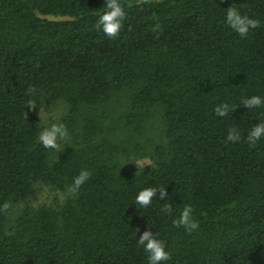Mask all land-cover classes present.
I'll use <instances>...</instances> for the list:
<instances>
[{
    "label": "trees",
    "instance_id": "1",
    "mask_svg": "<svg viewBox=\"0 0 264 264\" xmlns=\"http://www.w3.org/2000/svg\"><path fill=\"white\" fill-rule=\"evenodd\" d=\"M139 1L120 0L110 38L96 26L104 0H0V264H147L146 229L170 252L163 264H264V137L244 139L264 104H240L264 97V0ZM232 4L260 21L243 38L224 22ZM41 100L67 107L71 144L55 159L37 139ZM231 126L240 142L226 141ZM82 168L91 176L60 207L11 219L35 183L68 189ZM150 184L165 199L140 208ZM185 205L198 230L173 225Z\"/></svg>",
    "mask_w": 264,
    "mask_h": 264
},
{
    "label": "clouds",
    "instance_id": "2",
    "mask_svg": "<svg viewBox=\"0 0 264 264\" xmlns=\"http://www.w3.org/2000/svg\"><path fill=\"white\" fill-rule=\"evenodd\" d=\"M104 10L98 15L96 20V26L106 36L115 37L121 27L122 22L126 17V13L122 7L120 0H104ZM224 22L240 37H245L251 29L257 28L260 21L251 18L246 14H241L240 10L233 6V4L224 10ZM31 93L32 89H28ZM37 101L33 102L29 100L28 107L35 106ZM247 109L256 108L264 104V97L260 95H250L241 98V103ZM230 105L227 103H220L213 108L215 116L224 118L229 114ZM68 135V129L62 122H53L48 126L42 127L38 132L37 139L45 149H57L59 142L64 140ZM261 137H264V120L257 121L248 130L247 135L244 137L247 144L251 147L256 144ZM241 134L237 127L231 126L228 129L226 141L228 142H240ZM138 169L145 165H149V162L137 160L134 162ZM91 176L90 170L82 168L79 173L73 177L71 184L68 187V191L76 193L81 186ZM158 194V195H157ZM166 191L159 186L148 185L141 188L135 195V205H139L140 208H146L151 203L154 197H158L160 200H164ZM9 208V204L5 202L0 205V209ZM169 205L165 206V211H170ZM173 225L177 227H183L186 231L198 230L199 225L196 220L191 217L190 206L185 205L179 212L177 218L173 220ZM135 231H139L136 229ZM138 246L142 247L145 253L147 264H163L170 259V252L166 250L165 243L158 238V233L151 230H144L136 239Z\"/></svg>",
    "mask_w": 264,
    "mask_h": 264
},
{
    "label": "rangeland",
    "instance_id": "3",
    "mask_svg": "<svg viewBox=\"0 0 264 264\" xmlns=\"http://www.w3.org/2000/svg\"><path fill=\"white\" fill-rule=\"evenodd\" d=\"M43 18H46L48 20L68 19L65 17H52V16H47ZM66 112H67V107L63 102H57L53 105H46L45 101L41 100L37 104V116L42 127L48 126L50 123L53 122H60L61 119L66 115ZM159 128L160 126L158 124V120L156 118L152 119L148 124V131H147L148 137L149 138L153 137V139L157 140L159 137V130H158ZM67 144H71V138L69 135H67V137L64 140L59 142V147L57 149H54V153H55L53 157L54 159L57 157L58 153L63 148V146ZM137 160L146 161L150 163V160L148 158H138L135 161ZM134 162H133V166L138 168V166ZM34 189H35L34 195L31 198H29V200L26 203L15 204L12 207L11 219H13L14 216L17 214V212L26 204L32 207L47 206L57 209L66 200L72 197V193L69 192L68 189L66 188L59 190L50 186L43 185L40 182L35 183Z\"/></svg>",
    "mask_w": 264,
    "mask_h": 264
}]
</instances>
